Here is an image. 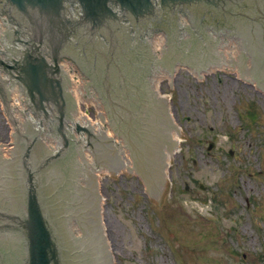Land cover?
Returning a JSON list of instances; mask_svg holds the SVG:
<instances>
[{"label":"water","instance_id":"95a60500","mask_svg":"<svg viewBox=\"0 0 264 264\" xmlns=\"http://www.w3.org/2000/svg\"><path fill=\"white\" fill-rule=\"evenodd\" d=\"M0 10L29 38L19 47L16 43L22 39L15 31L10 54L0 56V99L15 126L18 146L16 155L10 149L8 157L0 159V234L17 232L21 244L5 247L0 241V264H113L106 223L99 224L100 196L91 170L98 168L101 175L129 170V176L142 177L147 196L162 203L170 184L165 181L171 150L185 140L173 122L171 105L156 92L157 79L172 76L174 84V64L189 67V73L198 70L201 79L209 67L234 69L241 70L243 84H258L264 91V0H0ZM184 13L197 37L177 43L178 52L170 41L150 78L152 85L144 83L154 62H148L142 36L150 28L162 29L176 41ZM184 23L188 28V21ZM207 30L224 35L209 43L200 35L206 36ZM164 42L162 37L153 41L157 54ZM63 57L97 83L120 135L112 125L101 128V139H92L87 147V137L81 134L76 150L80 147L82 159L79 152V163L69 169L65 160H76L78 154L72 152L74 141L66 125L72 117L59 64ZM17 84L32 111L43 117L37 125L30 122L16 88L13 108L17 117L28 118L24 129L12 113L8 87ZM96 98L98 107L102 100ZM12 123L10 144L16 142ZM74 123L78 133L93 137L76 116ZM44 124L54 126L62 140L55 153L45 152V146L53 147L56 141L51 144V137L45 138Z\"/></svg>","mask_w":264,"mask_h":264},{"label":"rangeland","instance_id":"374dc122","mask_svg":"<svg viewBox=\"0 0 264 264\" xmlns=\"http://www.w3.org/2000/svg\"><path fill=\"white\" fill-rule=\"evenodd\" d=\"M159 90L185 140L162 203L129 170L94 172L114 264H264V91L243 84L241 70L198 79L184 67ZM100 107L78 110L108 123ZM10 133L0 107L1 148L12 147Z\"/></svg>","mask_w":264,"mask_h":264},{"label":"bare ground","instance_id":"6f19581e","mask_svg":"<svg viewBox=\"0 0 264 264\" xmlns=\"http://www.w3.org/2000/svg\"><path fill=\"white\" fill-rule=\"evenodd\" d=\"M65 67H66V69L70 72V68H72V66L68 64V65H66ZM180 67H184V68L187 69L188 72H189V67L180 66V65H174V73H175ZM220 70H224V68H213V67H209V69H208V71L206 72L205 75H207V74H209V73H211V72L220 71ZM70 73H71V72H70ZM190 73H191L193 76H195V77H197L198 79H200V75H199L198 70L193 71V72H190ZM205 75H204V76H205ZM74 77H76L77 79H76V80H73ZM171 77H172V76H168V77H163V78H158V79H157V82H156V92H157V94H159V93L162 94V93L160 92V90H159V87H160V84H161L162 79H164V78H168V79H170ZM71 78H72V82H73V84L76 85V86H79L81 83H82V84L84 83L83 78H82L81 76L77 75V73H76L75 71H72ZM74 88H76L77 90L79 89V87H74ZM77 105L79 106L78 102H77ZM77 119L79 120V122H80L81 124H83V125H85V126L91 123V128L93 129V131H94V133H95L96 135L99 134L101 128H108L105 119H98V120L94 121V120L91 119L88 115H85V114L80 113V112L77 113ZM173 122H174V121H173ZM177 124H178V123H177ZM178 126H179V129H180L181 133H182V132H183L182 128L180 127L179 124H178ZM181 148H182V141H180V147L171 150L170 159H169V165H168V170H167V176H166V181H165V182H169V181L171 180V178H170V174H169V170H170V168H171V166H172V160L174 159V157H175L178 153L181 152ZM3 149H5V150H3ZM9 150H10V147H9V146H7V147H5V148H1V147H0V155L2 154V156H1L0 159H4L3 157H4L5 155L9 154ZM99 171H101V170H95V172H99ZM110 171H112V170H110ZM98 194H99V193H98ZM102 201H103V200H102L101 197H100V204H99V205H101Z\"/></svg>","mask_w":264,"mask_h":264}]
</instances>
